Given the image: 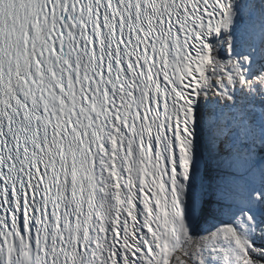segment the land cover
I'll return each mask as SVG.
<instances>
[{"label":"snow or ice","instance_id":"obj_1","mask_svg":"<svg viewBox=\"0 0 264 264\" xmlns=\"http://www.w3.org/2000/svg\"><path fill=\"white\" fill-rule=\"evenodd\" d=\"M0 264H264V0H0Z\"/></svg>","mask_w":264,"mask_h":264}]
</instances>
